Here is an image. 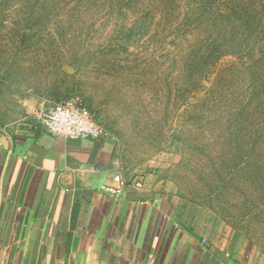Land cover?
I'll list each match as a JSON object with an SVG mask.
<instances>
[{"label":"rangeland","instance_id":"obj_1","mask_svg":"<svg viewBox=\"0 0 264 264\" xmlns=\"http://www.w3.org/2000/svg\"><path fill=\"white\" fill-rule=\"evenodd\" d=\"M216 30L225 52L205 62ZM71 96L125 172L264 264V0H0V126H38Z\"/></svg>","mask_w":264,"mask_h":264},{"label":"crops","instance_id":"obj_2","mask_svg":"<svg viewBox=\"0 0 264 264\" xmlns=\"http://www.w3.org/2000/svg\"><path fill=\"white\" fill-rule=\"evenodd\" d=\"M115 138H64L0 126V264H254L237 241L180 218L164 183L142 188Z\"/></svg>","mask_w":264,"mask_h":264},{"label":"built area","instance_id":"obj_3","mask_svg":"<svg viewBox=\"0 0 264 264\" xmlns=\"http://www.w3.org/2000/svg\"><path fill=\"white\" fill-rule=\"evenodd\" d=\"M38 118L40 126L52 136L96 139L107 133L94 112L84 101L74 96L50 101L47 107L39 112ZM114 180L117 186L106 188L112 193H118L126 185L133 184L142 188L145 184V177L140 175L128 181L117 174Z\"/></svg>","mask_w":264,"mask_h":264},{"label":"trees","instance_id":"obj_4","mask_svg":"<svg viewBox=\"0 0 264 264\" xmlns=\"http://www.w3.org/2000/svg\"><path fill=\"white\" fill-rule=\"evenodd\" d=\"M201 7L203 6V4L200 5ZM200 7V8H201ZM234 8H232L230 10V12H228V14L225 15V17H227L229 14L233 13ZM224 16V15H221ZM243 23V19L241 20ZM218 31L216 30V37L214 39H210V36H206L203 37V39H201V47L199 50H197L200 54V58L201 59H205V62H207L206 60L209 58H215L216 57V53L219 52L222 47H224L226 45V40L221 38L220 35H217ZM259 34V30L254 28H249V34L248 37L251 36L250 39H255L257 38L256 34ZM210 40V41H209ZM222 51L225 52V50H221L217 55H220V53H222ZM198 52L196 54H198Z\"/></svg>","mask_w":264,"mask_h":264}]
</instances>
